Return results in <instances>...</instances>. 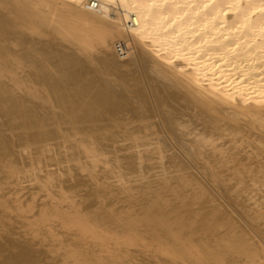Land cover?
<instances>
[{
  "label": "bare ground",
  "instance_id": "6f19581e",
  "mask_svg": "<svg viewBox=\"0 0 264 264\" xmlns=\"http://www.w3.org/2000/svg\"><path fill=\"white\" fill-rule=\"evenodd\" d=\"M0 264H264V0H0Z\"/></svg>",
  "mask_w": 264,
  "mask_h": 264
},
{
  "label": "rangeland",
  "instance_id": "374dc122",
  "mask_svg": "<svg viewBox=\"0 0 264 264\" xmlns=\"http://www.w3.org/2000/svg\"><path fill=\"white\" fill-rule=\"evenodd\" d=\"M149 93H153V92H151V90H149ZM130 94V93H129ZM134 93H131L130 95L135 99V101H138L139 99L138 98H136L134 95H133ZM152 99H153V97H152ZM154 102H156V104L158 103V99L156 98V99H154ZM183 103V102H182ZM209 186H210V188H212L213 190H215L214 192L216 193V194H222L221 192L224 190V185H222V184H209ZM223 195V194H222ZM228 197V196H227Z\"/></svg>",
  "mask_w": 264,
  "mask_h": 264
},
{
  "label": "built area",
  "instance_id": "2783aa9c",
  "mask_svg": "<svg viewBox=\"0 0 264 264\" xmlns=\"http://www.w3.org/2000/svg\"><path fill=\"white\" fill-rule=\"evenodd\" d=\"M91 5H92L93 7H96V4H95V3H93V2H91Z\"/></svg>",
  "mask_w": 264,
  "mask_h": 264
}]
</instances>
